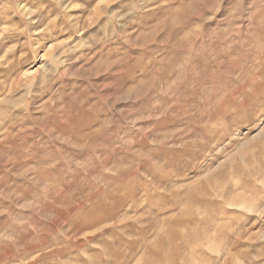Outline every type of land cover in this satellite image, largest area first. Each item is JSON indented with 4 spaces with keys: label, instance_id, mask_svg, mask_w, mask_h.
<instances>
[{
    "label": "rangeland",
    "instance_id": "rangeland-1",
    "mask_svg": "<svg viewBox=\"0 0 264 264\" xmlns=\"http://www.w3.org/2000/svg\"><path fill=\"white\" fill-rule=\"evenodd\" d=\"M0 264H264V0H0Z\"/></svg>",
    "mask_w": 264,
    "mask_h": 264
},
{
    "label": "bare ground",
    "instance_id": "bare-ground-1",
    "mask_svg": "<svg viewBox=\"0 0 264 264\" xmlns=\"http://www.w3.org/2000/svg\"><path fill=\"white\" fill-rule=\"evenodd\" d=\"M13 82H14V80H13Z\"/></svg>",
    "mask_w": 264,
    "mask_h": 264
}]
</instances>
